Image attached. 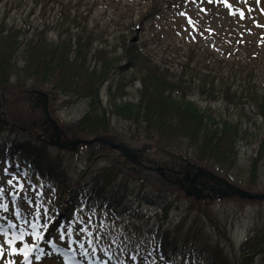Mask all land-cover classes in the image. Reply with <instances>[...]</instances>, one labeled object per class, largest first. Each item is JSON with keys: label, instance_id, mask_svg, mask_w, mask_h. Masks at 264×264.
<instances>
[{"label": "rangeland", "instance_id": "374dc122", "mask_svg": "<svg viewBox=\"0 0 264 264\" xmlns=\"http://www.w3.org/2000/svg\"><path fill=\"white\" fill-rule=\"evenodd\" d=\"M159 1L163 4L161 12L149 17L148 12L154 10L152 9L154 0H47L45 6L41 4L35 14L29 15L32 3L30 0V6L24 12L13 9L7 22L26 28L31 26L39 28V25L45 23L48 27L46 29L48 37L55 40L57 34L49 27L59 24L60 27L67 26V29L72 31L73 26L62 19V14L57 13L61 7L69 9V12L77 14L79 18L87 19L86 24L91 31H96L103 40L101 45L106 48L104 59L107 61L108 56L115 59L110 62L111 74L134 79L132 85H125L122 99H136L139 88L137 76L140 77L137 71L128 66L122 51L123 44L138 46L145 58L148 56L156 59L161 55H168L172 59L171 55L175 49L190 48L196 53L212 52L219 61L224 55L228 58L227 55L235 51L238 42H244L246 47H250L249 53L252 51L260 53L263 71L259 86L264 92V0ZM241 12L243 17L240 15ZM64 36L67 37L65 34ZM163 62L169 66L173 65L172 61ZM16 70L5 85L6 89L10 87L11 93L8 91L7 94L6 90L4 96L0 92V264H24V255L13 253L12 247L6 242L8 240H15L13 246L18 251L27 246L28 264H110L115 262L112 255L100 257L97 249L105 244L119 251L122 248L121 240L128 243L133 239H135L133 249L137 257L132 259L130 255L129 261L117 264H161L163 259L160 258L155 245L158 234L156 228L159 224L163 229H167L172 238L177 239L188 234L190 239L202 241L196 244L197 254L193 255L198 257V260L202 256L199 249L200 245L205 244L204 240L206 244L218 241L220 247L224 249L221 256L228 257L231 263H236L241 260V248L248 238L253 237L258 241L264 237V200L249 201L237 196H216L210 200H203L202 203L206 205L200 208V213L209 212L211 219L204 216L205 223L192 222L196 212L189 214L191 207L197 203L194 198L184 195L173 183L174 177L169 179L167 174L162 175L151 168H155L154 163H157V167L176 170L185 163L201 169H205L206 166L203 168V165L192 160L185 154L187 152L185 150L175 152L164 148L153 139L144 137L141 128L127 120L118 119L116 116L109 119V130L98 137L106 139L108 144L95 143L96 154L87 146H79L73 152L45 146L36 136L47 130L52 133L53 129L49 124L42 123L43 118L38 116L41 110L35 107V103L40 102L42 98H36L37 96L29 91H43L48 94L49 118L64 134L72 138L78 136L72 134L71 128L89 113L100 114L101 111L91 109L89 99L76 93L65 94L63 91L52 89L51 85L34 84L35 81L30 79V76L23 72L19 74ZM170 71L172 72L171 68ZM118 81L116 78V86ZM108 85L109 81L100 83L98 93L90 95L98 97L104 106H107L109 101ZM113 93L115 96L121 94L116 88ZM196 101L200 103L197 97ZM218 107L221 108V105H215L214 108ZM29 109H33L32 112ZM30 120L37 126L31 134L24 133L14 125L18 122L21 126ZM257 122L258 136L250 145L241 143L238 146L233 178L231 181L227 180L230 185L244 190L246 189L234 181L237 176L242 180L247 178L248 164L252 158L257 157L259 144L264 139V124L260 118ZM92 137L93 135L79 138ZM25 142L29 146L43 144L49 149L42 155L41 160L52 155L60 156V168L67 175L68 187L72 186L76 179H79V182L73 187L83 186L93 174L105 167L116 170L117 178L101 188V196L94 207L80 204L82 206H78L71 214L69 223L52 233L50 249L61 253L63 257L56 254L41 255L38 252V246L45 238V225L40 216L41 211L39 212L37 208L34 184L22 171L15 168L16 163L5 166L2 162L4 154L13 144H27ZM118 146L120 150L114 148ZM138 156L141 157L139 160ZM258 167V178L255 179L257 187L249 192L260 195L264 193V176L260 172L263 166L259 163ZM211 171L217 177H223L214 170ZM9 180L13 181L11 185L8 183ZM208 185L213 186L212 183ZM90 187L88 186L86 190ZM86 190L80 192L89 201ZM102 197L112 206L101 205ZM89 203L92 204L91 201ZM164 207L168 210H164ZM89 216L91 226L82 222ZM76 221L81 223L78 225ZM79 227L86 228L87 232H80ZM69 231L70 236L67 235ZM61 233L65 234L64 239H59ZM183 241L179 238V247H182ZM186 247L193 249L192 244ZM37 256L40 258L36 259ZM252 257V264H264L262 255Z\"/></svg>", "mask_w": 264, "mask_h": 264}, {"label": "trees", "instance_id": "16d2710c", "mask_svg": "<svg viewBox=\"0 0 264 264\" xmlns=\"http://www.w3.org/2000/svg\"><path fill=\"white\" fill-rule=\"evenodd\" d=\"M31 1L30 6V0H0L2 95L5 96L6 90L10 92V87L6 89L5 85L17 69V73L23 72L30 76V79L35 81L34 84L51 85L52 89L63 91L65 94L76 93L89 99L91 109H100V114L89 113L71 128L74 136H102L109 130L111 117L116 116L140 127L144 137L153 139L164 148L175 152L187 151L185 154L192 160L231 181L236 157L238 158V146L241 143L250 145L258 136V118L264 124V92L259 86L263 63L259 59V51L251 50L249 53L250 47H246L244 42H238L235 51L227 55L229 59L224 55L218 61L212 52L196 53L190 48L175 49L171 55L172 59L168 55L153 59L148 56L145 58L138 46L123 44L122 51L128 66L140 74V77L137 76L139 88L136 99L126 100L122 99L125 85H132L134 79L111 74L110 62L115 59L110 56L107 61L104 59L106 48L101 45L103 40L96 31H91L86 24L87 19L79 18L77 14L69 12V9L61 7L57 13L62 14V19L68 24H73L74 32L67 29V26L60 27L59 24L49 27L57 34L55 40L48 37V27L45 23L39 25V29L38 26L26 28L7 22L13 9L24 12L30 6L28 14H35L37 8L41 4L45 6L47 0ZM162 5L159 0H154V10L148 12V16L160 13ZM163 61H172L173 65L169 66ZM96 66L98 67L95 69ZM116 78L119 80L117 86ZM104 81H109L107 106H104L98 97L90 96L98 93V85ZM115 88L121 92L120 95H114ZM196 97L200 103L196 101ZM215 105H221V108H214ZM32 110L29 109L30 112ZM31 123L30 120L21 126L18 122L14 125L24 133L31 134L34 128ZM259 145L257 157L252 158L248 164L247 178L242 180L237 176L234 181L248 191L257 187L255 179L258 178L259 163L263 166L260 172L264 176V139ZM88 148L93 154L97 153L95 144ZM48 150L43 144H13L5 155V160L7 164L16 163V169L26 171L25 176L33 182L37 208L41 211L40 216L44 223L52 225L62 211L64 213L59 220L67 223L81 200L87 207L94 206L101 196V188L117 178L116 170L105 167L93 174L83 186L73 187L79 182V179H76L74 184L68 187L67 175L60 168V156L52 155L41 160ZM88 186L91 187L86 190ZM83 189L92 204L82 196L80 191ZM195 202L197 203L191 207L189 214L196 212L192 222L205 223L204 216L211 219L209 212L200 213L201 206L206 204L200 200ZM102 204L112 206L103 197ZM118 206L119 204L116 205ZM163 209L168 210L167 207ZM156 230L158 234L155 245L160 258L163 259L161 264H252L253 255L264 257V237L258 241L253 237L248 238L241 248V260L231 263L228 257L221 256L224 249L218 241L206 244L203 239L205 244L200 245L202 256L198 260V257L193 255L197 254L196 244L202 241L192 240L188 234L177 239L172 238L161 224ZM179 238L184 240L182 247L178 246ZM120 242L122 248L119 251L105 244L99 247L98 251L104 256L111 254L116 263L137 257L134 253L135 239L128 243L123 240ZM188 244H192L193 249L187 248Z\"/></svg>", "mask_w": 264, "mask_h": 264}, {"label": "water", "instance_id": "95a60500", "mask_svg": "<svg viewBox=\"0 0 264 264\" xmlns=\"http://www.w3.org/2000/svg\"><path fill=\"white\" fill-rule=\"evenodd\" d=\"M38 96H42L43 100L41 101V106L43 107V112L45 113V115H47L46 113V99L47 96L42 94V93H38ZM51 123L54 125L55 128V133L53 134V137L56 138L53 141L48 142V144L55 146L57 148H61V149H67L69 151H74L76 149V147L80 144H85V145H89L91 144L93 141H80V140H75V141H60V131L59 129L56 127V125L51 121ZM203 175H206L207 178L213 179V180H218L214 177V175L212 173L209 172H203ZM200 176V174H196L191 181L195 182V180ZM188 181V176L185 177L184 182ZM222 185L224 186V189L222 188H212L211 192L215 193L217 192L219 195L221 196H238L242 199H248V200H255V199H262L264 198V195H254L251 193H248L242 189H239L238 187H234L232 185H229L227 182L225 181H221ZM191 189H194V192H192L191 190H184L185 194L187 196H192L195 195L196 198H199V194L198 192L202 191L199 188H196L195 186H191ZM207 197L210 196V194H206Z\"/></svg>", "mask_w": 264, "mask_h": 264}, {"label": "flooded vegetation", "instance_id": "af4514ba", "mask_svg": "<svg viewBox=\"0 0 264 264\" xmlns=\"http://www.w3.org/2000/svg\"><path fill=\"white\" fill-rule=\"evenodd\" d=\"M155 166H157V165H155ZM157 171L159 173H161L162 175L164 173L168 174L169 177L174 175L175 176L174 183L177 184V185H179L180 181H181L180 179H178L179 177L184 178L186 173H189V177L191 178L194 175V172H195L193 169H191V167H184V168H180L179 170H173V169L171 170V169H164V168L161 169V167H157ZM204 180H207V179L200 177L199 180L197 182H195L196 183L195 185L197 187L203 188L204 191L206 192V191H208L210 189H209L208 185L205 184L206 182H203ZM207 181H209V180H207ZM217 184H218V182H215L214 185H217ZM190 186H191V181H188V183L183 185V188H185V187L189 188Z\"/></svg>", "mask_w": 264, "mask_h": 264}, {"label": "snow or ice", "instance_id": "6c2138e0", "mask_svg": "<svg viewBox=\"0 0 264 264\" xmlns=\"http://www.w3.org/2000/svg\"><path fill=\"white\" fill-rule=\"evenodd\" d=\"M183 15V14H182ZM241 17H243V12L240 13ZM191 22V21H189ZM8 183L11 185L13 183L12 180H9ZM22 187V186H21ZM47 210H45L46 212ZM83 210L81 209L80 212H82ZM85 224H88L89 226H91V217H87L85 219H83L82 221ZM76 223L79 225L81 223V221H76ZM33 227H35V225H33ZM79 231L82 233H86L87 229L83 228V227H79ZM67 235H71V231H69L67 233ZM88 235H91V233H88ZM42 238V237H41ZM65 238V234L61 233L59 235V239H64ZM20 239H22V237H20ZM11 247H12V252L16 253V254H23L24 255V264H28V251H27V246H25L24 248L20 249L19 251L13 246L15 244V240H8L6 241ZM89 243H91V241H89ZM69 244H71V241H69ZM40 257L37 256L36 259H39Z\"/></svg>", "mask_w": 264, "mask_h": 264}]
</instances>
